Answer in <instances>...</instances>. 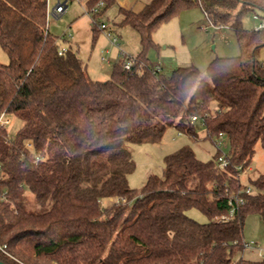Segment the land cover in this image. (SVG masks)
<instances>
[{
	"label": "trees",
	"instance_id": "obj_1",
	"mask_svg": "<svg viewBox=\"0 0 264 264\" xmlns=\"http://www.w3.org/2000/svg\"><path fill=\"white\" fill-rule=\"evenodd\" d=\"M104 2L103 10L113 0ZM191 4L235 29L239 54L211 59L203 76L194 65L165 74L148 60L152 31ZM253 8L264 12V0L119 6L118 23L138 33L140 50L128 67L120 57L109 77L98 80L49 30L47 0H0V45L8 56L0 62V114L21 120L13 137L0 125V260L264 264V256L240 255L245 214L255 211L264 222V173L250 179V193L239 181L256 143L264 146V28L240 24ZM197 123L210 138L225 135L227 153L201 160L183 145L164 156L161 175L129 185L135 163L126 143L157 142L169 126L195 138ZM25 191L34 195L35 209L27 207ZM192 207L207 220L190 217ZM231 209V219H216Z\"/></svg>",
	"mask_w": 264,
	"mask_h": 264
},
{
	"label": "rangeland",
	"instance_id": "obj_2",
	"mask_svg": "<svg viewBox=\"0 0 264 264\" xmlns=\"http://www.w3.org/2000/svg\"><path fill=\"white\" fill-rule=\"evenodd\" d=\"M148 1L137 0L132 4L134 7H138L141 3ZM48 3L52 8L55 0H48ZM84 7L85 4L82 1L71 0L68 3L67 12L62 18H55L52 15L48 18V28L57 36L56 40L60 45L69 46L80 57L92 79L103 80L110 75L114 61H116V54L120 53L119 46L112 44L106 36L105 30L92 29L93 19L84 13ZM254 13H257L259 17L255 18ZM118 18L117 4L111 3L106 5L104 15L99 20H102L110 28L117 29L114 22ZM261 19H264V12L253 8L240 15V24L245 29H253L258 26ZM220 24L221 26H219ZM125 28L133 34L129 35L130 32H127V37L133 36L138 39V34L133 28L129 25ZM62 34L63 39L60 38ZM151 36L154 45L147 51L148 60L154 65L161 66L165 74L179 66L194 65L203 76L211 59L218 56H234L240 51L235 29L224 22H212L196 4L180 9L178 13L159 23L152 31ZM118 42H122L120 37H118ZM135 43L138 45V40ZM259 54L260 58L264 60V47L260 49ZM101 56L105 60H102ZM0 62H8V56L1 45ZM3 123H5L6 135L13 137L21 125V120L8 113L5 115ZM195 130L197 135L192 138L174 126H169L157 142L126 143L135 163L133 170L127 175L129 185L139 188L149 173L161 175L164 156L183 145L190 146L195 156L201 160L210 159L217 150L221 154L227 153L228 140L225 135L210 138L201 123L195 125ZM259 173H264V146L258 141L248 167L239 174V181L241 184L252 187L250 179ZM25 198L28 208L35 209L37 207L34 195L30 191H25ZM186 213L196 221L207 220L206 215L196 208H189ZM242 237L244 241L254 242L252 248H244L241 252L240 255L244 258L255 259L259 257V250L264 252V222L257 212L249 211L245 214ZM240 255H236V257ZM33 260L37 262H33V264H55L45 262L41 258L34 259L32 257Z\"/></svg>",
	"mask_w": 264,
	"mask_h": 264
},
{
	"label": "built area",
	"instance_id": "obj_3",
	"mask_svg": "<svg viewBox=\"0 0 264 264\" xmlns=\"http://www.w3.org/2000/svg\"><path fill=\"white\" fill-rule=\"evenodd\" d=\"M70 1L71 0H55L54 6L52 8H50L48 0H47V17L50 14H52L55 18H60L61 15L67 10L68 3ZM77 1H79V2L82 1L85 4L84 13L91 16V18L93 19L91 24H96V27L98 29L105 30L104 32H105L106 36L110 39L112 44L119 46L117 34L114 33L113 30L107 24H105L102 20H99L101 17V11L103 10V8L105 6L104 0H98L95 4H92V5H87V3H86L87 0H77ZM254 17L258 18L257 15H254ZM219 26H221V24ZM256 28H264V19H261V22L258 24V26ZM63 51H64V48L63 47L60 48L59 52L61 53ZM121 57L123 58L124 66L128 67L132 62L133 55H130V54L125 53V52H121ZM102 60H105L104 57H102ZM156 68L160 69L159 66H156ZM192 118H194V117H192ZM4 119H5V115L3 113H1L0 114V125H2V126H4V124L7 122L6 121L5 123H3ZM218 160H219L220 166H225L226 160L222 156H219ZM244 191L246 193H250L251 189H250V187L247 186L246 188H244ZM233 196H234L237 203L243 201L242 197L239 194L235 193ZM232 215H233V213H232V209H231L229 214H221V215L217 216L216 219L228 220V219L232 218ZM253 246H254L253 241H244L243 242L244 248H252ZM260 255L264 256L262 254H260Z\"/></svg>",
	"mask_w": 264,
	"mask_h": 264
},
{
	"label": "crops",
	"instance_id": "obj_4",
	"mask_svg": "<svg viewBox=\"0 0 264 264\" xmlns=\"http://www.w3.org/2000/svg\"><path fill=\"white\" fill-rule=\"evenodd\" d=\"M137 1V0H133L132 2L130 0H113V3L117 4V15H118V19L116 20L115 25H117V29H112L114 33L117 34L118 37H120V41H122L121 43H119V47H118V50H119V54L117 53L116 54V61H118L121 57V52H125V53H128L130 55H135L139 49H140V42H139V35H138V39L137 38H133V36L130 37H127V32L130 34L129 35H133L132 32L130 30H126V26L127 25H119V21H120V18H121V15L118 11V7L119 6H122V7H127V8H132L134 10H140L146 3H141L140 5H138V7H134L133 4L134 2ZM133 3V4H132ZM50 6V5H49ZM68 9V8H67ZM104 11L105 9L101 12V17L102 15H104ZM67 12V10L61 15V18L63 17V15ZM52 14H50L48 17H47V23L49 22L48 21V18H50ZM53 16V15H52ZM54 17V16H53ZM92 27V25H91ZM125 29V30H124ZM138 34V33H137ZM62 36V35H61ZM133 38V39H132ZM136 40H138V45H136ZM63 47H66L65 45H61ZM103 56H101V59H102ZM114 61V63L116 62ZM156 66H159V65H156ZM162 70V67L159 66ZM259 253L264 255V252H262V250H259ZM259 254V257H261V255Z\"/></svg>",
	"mask_w": 264,
	"mask_h": 264
},
{
	"label": "water",
	"instance_id": "obj_5",
	"mask_svg": "<svg viewBox=\"0 0 264 264\" xmlns=\"http://www.w3.org/2000/svg\"><path fill=\"white\" fill-rule=\"evenodd\" d=\"M0 264H8V263H6V262L0 260Z\"/></svg>",
	"mask_w": 264,
	"mask_h": 264
}]
</instances>
